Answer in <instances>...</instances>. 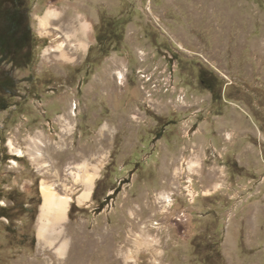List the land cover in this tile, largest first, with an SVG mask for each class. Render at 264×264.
<instances>
[{"label": "rangeland", "instance_id": "rangeland-1", "mask_svg": "<svg viewBox=\"0 0 264 264\" xmlns=\"http://www.w3.org/2000/svg\"><path fill=\"white\" fill-rule=\"evenodd\" d=\"M24 4L32 43L0 63L17 81L0 92V264H264V0ZM48 7L91 23L72 60L40 28ZM85 158L103 166L78 203ZM42 180L72 197L53 243L38 240Z\"/></svg>", "mask_w": 264, "mask_h": 264}, {"label": "bare ground", "instance_id": "bare-ground-1", "mask_svg": "<svg viewBox=\"0 0 264 264\" xmlns=\"http://www.w3.org/2000/svg\"><path fill=\"white\" fill-rule=\"evenodd\" d=\"M68 14L69 16L65 15L64 18L61 10H59L56 7H48L45 13L39 17V25L41 30L48 35L56 34V37L59 38V43L56 45V49L58 53H56L55 56L57 59H63L64 61L72 60L74 58L71 56V54L73 53L71 51L73 50H77V51L87 50L89 46L88 45L89 30L91 27V23L88 20V18L82 13L78 12L76 8L73 10L72 13H68ZM61 19H62V23H60L59 25L52 24V22L55 21L58 22ZM124 75L125 74L123 69L116 70V77L120 81H122V79L126 76ZM71 110L75 112V108L73 106L71 107ZM66 123L68 129L70 130L73 126L70 125L68 121ZM35 137L37 138V141L31 142L30 153L32 154L34 159L35 158L37 159V157L44 155L42 154L43 142L39 139V134H36ZM8 144L10 145L11 148H14L13 150L14 152L20 155L22 154L23 151L20 148L15 147L11 140H9ZM89 164L90 162L85 158L81 166L76 165L75 170L74 169L70 170V174L72 175L74 180L80 181L84 186L83 191L77 197L78 203L79 202L83 203L90 199L93 193L95 180L100 174L101 168L103 166V162L99 161L96 164H90L91 166L89 170L88 168ZM198 166H199L198 159L192 160L188 164V169H192L193 171H195L194 169H196V167L198 168ZM177 169L179 168H176L175 172L177 171ZM40 190L43 197V201L39 213V224H38V233H37L38 240L43 242L53 243L54 240L58 238V236H60L64 230L62 223L68 217V211L72 197L69 194H60L56 190L54 183H48L46 180L41 181ZM188 192L190 196L193 195L192 190H189ZM206 193L207 192L205 191V194ZM158 198L160 201L164 203V205L167 206V204H170V200H171L170 193L166 191H162L158 193ZM67 248H68V241L67 239H63L60 242L59 246L56 247V253L59 256H64Z\"/></svg>", "mask_w": 264, "mask_h": 264}, {"label": "trees", "instance_id": "trees-1", "mask_svg": "<svg viewBox=\"0 0 264 264\" xmlns=\"http://www.w3.org/2000/svg\"><path fill=\"white\" fill-rule=\"evenodd\" d=\"M26 15L24 0H0V63L20 64L21 52L32 43L33 34ZM16 83L10 69L0 68V92L15 96ZM1 107L7 108L8 104Z\"/></svg>", "mask_w": 264, "mask_h": 264}]
</instances>
